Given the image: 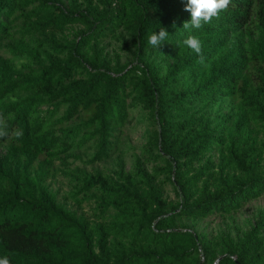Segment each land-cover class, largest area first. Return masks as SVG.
Wrapping results in <instances>:
<instances>
[{
	"label": "trees",
	"instance_id": "1",
	"mask_svg": "<svg viewBox=\"0 0 264 264\" xmlns=\"http://www.w3.org/2000/svg\"><path fill=\"white\" fill-rule=\"evenodd\" d=\"M67 2L0 0V49L12 55L0 54V117L10 133L0 139L6 145L0 258L10 264H264V212L236 240L209 241L177 226L183 218L227 215L264 196V139L247 129L253 123L264 138V0H231L218 18L190 30L183 28L191 18L186 0ZM76 26L81 29L69 40L65 33ZM160 27L168 39L153 48L148 38ZM189 35L200 39L204 64L183 44ZM110 41L136 65L114 64L104 46ZM129 99L160 126L151 143L179 200L168 201L165 182L141 167L118 182L84 173L74 196L95 194L86 197L90 213L79 214L46 182L56 178V160L89 144L94 161L109 159ZM227 101L240 109L234 123L232 115H212ZM213 151L221 157L217 167L207 157Z\"/></svg>",
	"mask_w": 264,
	"mask_h": 264
},
{
	"label": "rangeland",
	"instance_id": "2",
	"mask_svg": "<svg viewBox=\"0 0 264 264\" xmlns=\"http://www.w3.org/2000/svg\"><path fill=\"white\" fill-rule=\"evenodd\" d=\"M80 29L78 26L71 27L66 31L65 36L69 40H73ZM30 39L31 37H27L26 41H30ZM106 45H108L106 52L113 59L114 64L119 63L122 66H129V68L136 65L134 56L125 52L119 42H104V46ZM0 54L6 58L12 57L6 48L0 49ZM18 63L20 66L23 65L21 62ZM198 108L200 109V107ZM219 109V112L215 111L212 115L217 116L219 113L232 115L233 123L240 113L239 106L234 101L224 102ZM128 114L125 126L117 133V148L109 159L94 161L95 145L89 144L80 151L64 156L65 161L56 160V178L48 180L46 185L56 195L60 203L66 204L69 209L78 211L79 214H89L93 202L86 200L89 199L86 197H93L95 191H92L88 196L80 194L77 199L74 196V193H77L78 188L83 184L86 177L84 173L89 175L101 173L104 177H109L118 182L122 179V174L135 177L139 167L149 174L159 176L156 180L165 182L163 190L167 200L177 203L179 198L176 189L166 180V174L162 170L166 163L164 160L157 159L159 152L151 143L156 138V133L160 131L158 122L152 118V113L143 104L134 102L132 99L128 100ZM247 129L253 131L254 136H258L260 141L264 139L261 133L256 132L257 127L253 123L248 125ZM245 138L247 136L243 133L239 140L242 141ZM5 147V144H0V154L5 153ZM207 157L216 167L219 165L221 157L218 152L213 151ZM77 200L84 201V203L78 205ZM263 212L264 196L251 200L238 211H233L227 215L214 214L207 219L183 218L177 222V226L183 230L188 229L196 232L209 241H214L221 236H230L236 240L252 230Z\"/></svg>",
	"mask_w": 264,
	"mask_h": 264
},
{
	"label": "clouds",
	"instance_id": "3",
	"mask_svg": "<svg viewBox=\"0 0 264 264\" xmlns=\"http://www.w3.org/2000/svg\"><path fill=\"white\" fill-rule=\"evenodd\" d=\"M231 0H186L184 10L190 13V20L183 24L184 29H200L203 24L210 23L215 17L218 18L222 11H227ZM169 32L166 28L160 27L158 32H153L149 38L148 43L153 48H160V46L167 41ZM183 44L196 53L199 57L198 63L204 64V57L202 55V43L195 35H189L184 39ZM21 131H16L15 136L20 138ZM10 135L7 124L0 117V139L7 138ZM0 264H10L7 256L0 258Z\"/></svg>",
	"mask_w": 264,
	"mask_h": 264
}]
</instances>
